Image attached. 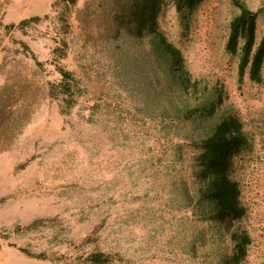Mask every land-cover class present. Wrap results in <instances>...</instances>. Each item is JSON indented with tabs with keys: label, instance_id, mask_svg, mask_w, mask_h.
<instances>
[{
	"label": "rangeland",
	"instance_id": "obj_1",
	"mask_svg": "<svg viewBox=\"0 0 264 264\" xmlns=\"http://www.w3.org/2000/svg\"><path fill=\"white\" fill-rule=\"evenodd\" d=\"M244 1L260 12V42L264 0ZM99 3L0 0L4 25L43 18L0 31V86L27 108L22 132L0 150V264H77L94 251L115 264H221L230 242L184 194L193 139L208 122L165 119L168 104L147 101L140 85L154 61L152 37L109 41L90 23ZM237 13L232 0H206L184 17L167 0L159 30L182 52L188 91H220L213 122L227 113L244 125L250 143L233 177L248 213L237 227L253 238L247 264H264V81L241 82L240 57L227 52ZM59 67L74 73L73 95L61 92Z\"/></svg>",
	"mask_w": 264,
	"mask_h": 264
},
{
	"label": "trees",
	"instance_id": "obj_2",
	"mask_svg": "<svg viewBox=\"0 0 264 264\" xmlns=\"http://www.w3.org/2000/svg\"><path fill=\"white\" fill-rule=\"evenodd\" d=\"M68 8L78 0H59ZM178 11L184 16L193 14L206 0H174ZM238 13L230 24L227 52L240 57L239 79L249 75L256 83L264 81V36L258 42V19L260 12L253 10L244 0H232ZM167 0H100L97 10L98 28L109 40L123 36L145 40L152 37L154 61L142 76L140 87L147 93V101L168 104L163 109L165 119L208 124L193 139L196 153L193 156L194 174L191 186L185 184L184 194L188 207L202 221L218 226L223 237L230 242V251L221 264H247L249 248L253 242L247 231L237 227L248 213L243 202L240 183L233 177L237 158L248 148L249 138L241 119L233 114L221 113L217 123L213 119L219 113L220 91H205L200 97L188 91L190 75L184 69L181 50L175 48L159 30V16ZM91 9L88 4L79 12L80 17ZM103 19V22L100 21ZM43 18L33 16L20 24L4 25L0 31L24 29L26 25L39 23ZM39 65H42L40 62ZM63 94L73 95L77 79L73 72L59 67ZM15 90L9 84L0 86V150H7L14 143L16 134L22 132L26 123L25 104H19ZM198 128L201 129L199 125ZM77 264H115L114 257L103 251L81 256Z\"/></svg>",
	"mask_w": 264,
	"mask_h": 264
}]
</instances>
